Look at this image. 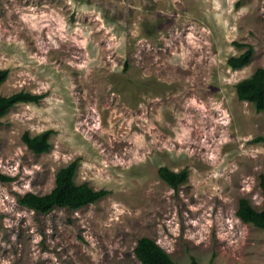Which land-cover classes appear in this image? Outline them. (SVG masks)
<instances>
[{"label": "rangeland", "instance_id": "obj_1", "mask_svg": "<svg viewBox=\"0 0 264 264\" xmlns=\"http://www.w3.org/2000/svg\"><path fill=\"white\" fill-rule=\"evenodd\" d=\"M0 69V96H43L1 119L0 264H142L143 237L178 264H264V231L236 215L242 198L264 209V111L236 93L264 69V0H0ZM47 130L48 153L22 141ZM76 159L104 199L19 204Z\"/></svg>", "mask_w": 264, "mask_h": 264}, {"label": "trees", "instance_id": "obj_2", "mask_svg": "<svg viewBox=\"0 0 264 264\" xmlns=\"http://www.w3.org/2000/svg\"><path fill=\"white\" fill-rule=\"evenodd\" d=\"M237 45L244 47L241 44ZM246 47L248 48L246 52L228 60L232 69L239 70L250 64L254 55V48L251 45ZM8 76L9 70L0 69V86L7 80ZM236 93L240 101L251 103L257 112L264 111V69H258L249 78L240 81L236 85ZM42 98L41 95L25 91L11 96H0V126L2 125L1 119L16 105L39 103ZM52 134L53 131L51 130L33 136L26 132L22 136V141L29 150L37 155H42L50 152L52 148L50 142ZM78 166L79 160L76 159L61 168L56 174L55 187L50 193L45 195L27 193L19 199V204L46 215L57 208L79 210L104 199L109 191L94 190L87 182L76 183L75 177ZM158 174L160 179L174 190H178L181 185L186 183L189 176L187 169L174 172L167 167H161ZM260 187L264 197V174L260 176ZM236 215L243 223L252 224L264 231V209L257 211L248 199H240ZM134 252L142 264H178L156 241L149 237L141 238ZM191 264H199V262L192 258Z\"/></svg>", "mask_w": 264, "mask_h": 264}]
</instances>
